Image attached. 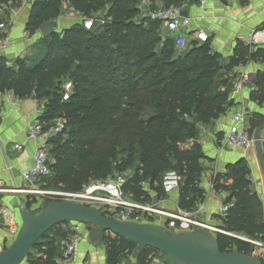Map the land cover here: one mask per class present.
Masks as SVG:
<instances>
[{
	"label": "trees",
	"instance_id": "trees-1",
	"mask_svg": "<svg viewBox=\"0 0 264 264\" xmlns=\"http://www.w3.org/2000/svg\"><path fill=\"white\" fill-rule=\"evenodd\" d=\"M19 1L0 0V7H11ZM140 1L143 0H33L25 25L29 37L39 35L41 26L59 19L64 7L88 20L108 4L105 14L108 22L102 34L85 30L79 23L42 39L47 47L38 62L24 58L9 66L0 57V93L12 91L23 101L44 103L37 120L46 130L59 117L70 123L78 122L88 112L83 99L89 87L95 88L96 103L112 104V94H116L115 88L109 84L112 77L106 80L100 69L111 67L110 75L115 76L117 63L120 64L119 72L132 73L134 69L146 68L142 73L134 72L132 91L125 96L127 102L119 117L117 131L130 133V148L135 144L138 153L137 160L128 154L129 165L137 162L138 167L121 191L134 203L152 205L166 197L163 176L173 172L178 186L177 207L189 213L205 199V192L199 186L205 172L202 165L204 156L198 144L200 128L213 123L230 107L231 81L223 80L222 75L230 74L234 68L246 66L249 62L264 60V51L253 52L237 42L228 64L223 66L220 56L212 54L209 46L204 44L187 48L181 58L172 61L174 49L168 43H173L170 39L158 50L160 24L147 18L141 24L136 21L140 16L136 3ZM147 1L150 2V10L181 8L196 3V0ZM107 42L116 50L106 52L109 49L105 46ZM109 59L111 63H107ZM90 76L101 80L99 87L90 80ZM149 78L152 81L142 83L141 80ZM66 80L71 83L72 92L69 100L62 102L61 87ZM251 100L264 106V72L256 75ZM263 123L261 118L249 120L250 135ZM55 138L50 141L51 146ZM50 168L51 176L45 180L43 188L63 186L69 192H79L89 179L104 178L111 172L105 157L88 147L77 156L61 155ZM249 175L247 164L241 159L228 165L224 174L213 177V191L228 192L226 202H230L219 229L264 242L261 201L250 192ZM144 184H147V190ZM34 203L26 204L28 210ZM57 227L31 248L37 257H32L30 264H56L60 259L59 244L67 239L66 236L46 240V236ZM215 238L221 253L251 254L252 247L248 244L221 234H216ZM102 243L106 250L105 264H120L133 252L136 253L137 264H150L151 254L162 256L150 249L138 251L136 245L109 234Z\"/></svg>",
	"mask_w": 264,
	"mask_h": 264
},
{
	"label": "crops",
	"instance_id": "crops-1",
	"mask_svg": "<svg viewBox=\"0 0 264 264\" xmlns=\"http://www.w3.org/2000/svg\"><path fill=\"white\" fill-rule=\"evenodd\" d=\"M184 6L187 9V17L193 20L189 35L186 37L188 44L192 42L196 47L201 46L195 42L194 32L198 29L205 31L209 37L206 44L210 52L220 56L223 66L228 64V59L237 42L249 47L253 52L264 51V0H220L202 19H200L196 3ZM3 9L9 14L7 16L3 14L8 27L4 33L0 32V57H3L9 66H13L17 59L32 60L27 41L34 40L39 35L29 37L25 32L30 9L28 12H23L22 9L11 11L9 7H3ZM0 14L2 15L1 10ZM0 24L4 23L0 22ZM262 72H264V60L249 62L246 66L234 68L229 74L231 86L238 81L242 82L239 95L231 101L232 104L227 112L211 123L210 127L200 128L198 144L204 156L202 165L205 172L199 186L205 192V199L197 204L192 212L185 213L177 207V189H169L171 193L165 197L164 204L173 205L175 215L219 229L221 226L219 208L223 204H230L226 202L229 194L228 192L215 193L212 179L218 174H224L228 165L241 159L245 160L250 173V192L255 194L261 201V206H264V179L255 148L243 153L230 151L223 145L225 135L233 126L232 117L235 113L244 114L245 121L253 118L264 119V106L251 100L256 75ZM23 102L15 97L12 91L0 93V210L15 211L19 220L20 210L33 197L24 192L28 186L21 177L22 172L32 165L34 153V143L26 139L25 132L43 112V104L34 101L37 108L28 114L23 107ZM217 134L220 138L222 137L221 141L216 138ZM261 137L264 138V131ZM15 145L22 146V149L15 150ZM261 152L263 157L264 141ZM13 239L12 232L4 227L0 217V251L8 248ZM80 249L79 259L74 264H94L98 256L95 249H87L88 252H86L84 251L86 247H82V243ZM86 254L89 258L88 262L85 260ZM56 262L60 264V260Z\"/></svg>",
	"mask_w": 264,
	"mask_h": 264
},
{
	"label": "built area",
	"instance_id": "built-area-1",
	"mask_svg": "<svg viewBox=\"0 0 264 264\" xmlns=\"http://www.w3.org/2000/svg\"><path fill=\"white\" fill-rule=\"evenodd\" d=\"M219 1L196 0V7L201 16L200 19L208 14L211 11V7ZM185 7L149 9L145 17L160 24V36H167L174 43L178 51L187 50L188 42L186 37L189 35V28L193 22L190 17H183L181 15ZM81 24L85 30H89L92 27V21L90 20H83ZM6 30L7 27L5 24H0V32L4 33ZM36 36L38 35H34L33 37ZM194 40L197 44L203 45L208 43L209 37L205 31L198 29L194 32ZM241 88L242 82L240 81L232 85L229 94L231 101L239 95ZM61 90V101L67 102L72 92L71 83H64ZM232 121L233 126L224 137V147L230 151L243 153L253 150L255 148V135H250L244 114L241 112L235 113ZM65 124L66 120L59 117L53 120L50 128L45 130L44 125L38 120H35L25 132L26 139L34 143V153L32 156V165L22 172L21 177L28 186L24 192L30 196H34V200L36 198L35 205L39 206L42 200L50 202H71L95 208L107 218L121 222L156 224L169 231H174L178 227L183 229H187L190 226L204 228L214 235L221 234L227 237H235L245 241L246 244L254 248H258L262 254L255 256L264 262V242L245 240L221 229H215L202 223L179 217L174 213L163 212L153 206L134 203L122 194L121 187L124 184L122 179L104 182L92 181L79 192L43 188L45 186V180L51 176V162L49 160L51 150L50 141L62 132ZM262 141H264V138H262ZM14 149L21 150L22 146L15 145ZM229 207L230 205L223 204L219 208L218 213L221 219L226 217ZM153 214L165 218L164 220H159L158 218H153ZM0 217L2 218L4 227L11 231L15 237L20 226L17 213L13 210L4 209L0 210ZM80 245L81 241L78 237L68 238L62 241L59 244L61 252L60 264L76 263L80 256ZM56 264L58 263L56 262Z\"/></svg>",
	"mask_w": 264,
	"mask_h": 264
},
{
	"label": "rangeland",
	"instance_id": "rangeland-1",
	"mask_svg": "<svg viewBox=\"0 0 264 264\" xmlns=\"http://www.w3.org/2000/svg\"><path fill=\"white\" fill-rule=\"evenodd\" d=\"M33 0H20L17 5L9 7L11 11H19L22 9L23 12H28V10L31 7ZM136 7L140 10V16L136 19V21L141 24L142 20L147 16V13L150 9V2L147 0L140 1L136 3ZM0 10L2 11V15L0 14V22L4 23L6 27H8L6 23V19H3V14L6 16L9 14L8 11H5L3 7H0ZM108 10V4L97 14H95L92 19H88L92 21V27L89 29V31H96L97 34H102L104 25L108 22L106 19V12ZM83 21V18L73 12L72 10H69L67 7H64L61 10L60 18L57 19L55 22L58 26V33L66 27H73L75 25H78ZM135 21V22H136ZM166 40H168L167 36L161 37V42L158 45V50L160 47H162L164 44H166ZM170 44V47L174 49V54L172 57V61H176L179 58H181L184 51H178L176 50L173 43L168 42ZM105 46H108V50L106 52L115 51V47L110 46V44L107 42ZM196 45H194L192 42H189L188 49L194 48ZM27 47H29L31 51V57L36 62L40 60L42 57L45 49H46V43L42 40L40 35L36 37L34 40L27 41ZM107 63H111V60H107ZM120 64L115 65V71L116 75L111 76L110 70L111 67H105L103 69H100V71L104 72V76L107 78L112 77V82L109 84L115 88L116 94L113 93V102L110 105H106L104 103H96V97L94 95L95 88L89 87L88 93L85 95L83 102L88 107V112L76 123H70L66 120V124L62 130V132L54 139V144L51 146V150L49 153V160L51 164H55L57 161V158H59L61 155H65V157H73L77 156L78 154H82L86 147L95 154H100L101 156L105 157L106 161L111 166V172L104 178L99 179H89L87 184H89L92 181H116L117 179H122L124 183L130 178H132L136 172L138 163L135 162L132 165H129L130 159L128 158V154L134 155V158L137 160V148L135 144H132L131 146V135L129 132H126L124 134L119 133L117 131V127L120 124V114L124 110V106L126 105V95L129 94L132 91V84L134 82V75L138 74L139 72H143L145 69H134L132 70V73H127L123 71H118V68ZM174 69V67H172ZM134 72H137L136 74ZM223 80H230L229 74H223L222 75ZM90 80L94 82L96 86H100L99 83L101 82L100 79L96 77H91ZM140 80V79H138ZM143 82H150L152 79H144L141 80ZM69 80H66L64 83H68ZM63 83V84H64ZM62 84V85H63ZM39 104H43L42 102H38ZM247 120V125L249 126ZM211 124L208 126L210 127ZM207 126V127H208ZM206 127V126H205ZM89 128V129H88ZM203 128V127H202ZM200 138V137H199ZM216 138L221 141L222 137H219V134L216 135ZM88 145V146H87ZM136 154V155H135ZM176 182V184H174ZM53 185L55 182H52ZM86 184V185H87ZM55 186V185H54ZM123 186V185H122ZM163 186L164 190L167 194L171 193L170 190H176L177 189V178L176 174L173 172L165 173L163 176ZM147 190V184H144L143 186ZM61 188V189H60ZM54 189H60V190H67L63 186H55ZM153 198L154 195H152ZM165 199V198H164ZM163 199V200H164ZM155 202L152 205L158 210H162L163 212H171L175 213V208L173 205H165L164 201ZM30 203H36V198L34 200V196L29 201ZM31 205L30 211H35L39 208V206ZM263 204V203H262ZM32 209V210H31ZM264 209V206L262 207V210ZM263 212V211H262ZM153 218H158L159 220H164L165 217L158 216V215H152ZM161 218V219H160ZM262 221H264V212L262 213ZM90 226L80 225V224H74V223H66L62 224L57 227L54 231H51L47 236L46 240H49L51 238H57L61 237L60 235L66 236V238H73L78 237L82 243V247H86L87 249H95L96 253H98V256L96 257V261L94 264H105V255L106 250L105 246L100 243H91L89 241V233L91 231ZM196 227L190 226L187 229H183L178 227L176 230L171 231L174 233H182V232H193ZM212 234V233H211ZM214 235V234H213ZM234 236L253 241V239L246 237L242 234H234ZM43 242H45L43 240ZM103 246V247H102ZM252 247V246H251ZM2 251V250H1ZM262 252L258 248L252 247V251L250 255L258 256L261 255ZM36 253L34 251H30L29 253V259H26L22 264H30V259L34 257ZM87 262L89 261V258L86 254ZM120 264H137L136 260V253L133 252L130 255L125 256ZM150 264H168V261L165 256H155L151 254V263Z\"/></svg>",
	"mask_w": 264,
	"mask_h": 264
},
{
	"label": "water",
	"instance_id": "water-1",
	"mask_svg": "<svg viewBox=\"0 0 264 264\" xmlns=\"http://www.w3.org/2000/svg\"><path fill=\"white\" fill-rule=\"evenodd\" d=\"M187 9L181 15L186 17ZM58 33L56 22H49L39 29L42 39ZM232 102H230V105ZM26 113H32L37 105L33 100L23 102ZM264 123L255 132V152L264 179L262 137ZM39 211L33 213L23 206L20 210V226L10 246L0 251V264H22L34 244L51 229L66 223L90 226L91 243L102 244L106 235L118 237L137 246V250L150 249L166 257L168 264H263L253 255L237 252L221 253L215 235L204 228L193 232L174 233L156 224L121 222L105 217L92 207L71 202L42 200ZM242 241L238 238L231 237ZM246 244V243H245Z\"/></svg>",
	"mask_w": 264,
	"mask_h": 264
}]
</instances>
